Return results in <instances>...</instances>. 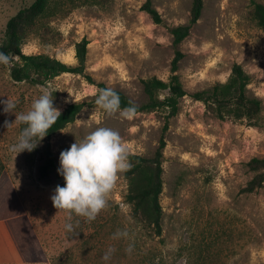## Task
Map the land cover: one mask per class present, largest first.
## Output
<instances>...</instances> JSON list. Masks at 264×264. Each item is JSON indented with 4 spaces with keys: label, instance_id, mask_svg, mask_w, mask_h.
Instances as JSON below:
<instances>
[{
    "label": "rangeland",
    "instance_id": "rangeland-1",
    "mask_svg": "<svg viewBox=\"0 0 264 264\" xmlns=\"http://www.w3.org/2000/svg\"><path fill=\"white\" fill-rule=\"evenodd\" d=\"M33 1L0 0V43L8 19ZM145 1L50 0L27 34L24 53L49 54L73 66L77 43L88 38L86 72L94 82L73 72L41 83L17 81L11 68L19 56L0 63V100L15 101L17 113L28 112L43 92L60 111L74 97L86 102L74 122L50 138L34 139L37 147L19 154L11 146L27 125L14 122L16 114L5 113L0 103V177L7 176L0 189V264H264V185L242 190L254 175L248 162L264 157V27L253 18L251 0H204L201 17L175 46L171 27L189 21L193 0H153L161 23L142 9ZM177 50L183 54L177 73L188 94L166 132L162 234L132 215L124 172L95 220L73 213L68 221L67 211L51 200L56 186L65 184L57 171L61 151L107 127L119 132L130 153L152 156L166 121L165 110L136 112L131 120L108 115L95 105L97 83L120 89L140 104L146 100L142 80H168ZM235 63L250 75V94L262 101L256 124L218 118L191 96L226 81ZM6 120L13 123L7 127ZM48 144L56 166L41 178ZM67 222L74 233L65 229ZM118 231L127 236L114 239ZM109 247L115 251L105 261Z\"/></svg>",
    "mask_w": 264,
    "mask_h": 264
},
{
    "label": "trees",
    "instance_id": "trees-1",
    "mask_svg": "<svg viewBox=\"0 0 264 264\" xmlns=\"http://www.w3.org/2000/svg\"><path fill=\"white\" fill-rule=\"evenodd\" d=\"M251 2L254 7L253 18L259 26L264 27V3L258 0H251ZM49 4L50 0H34L30 5L19 9L17 13L8 19L5 36L0 43V52L8 54L10 58L13 55L20 58L11 68L12 78L17 81L30 79L41 83L63 72H73L85 75L89 81L94 82L92 76L86 72L88 44L90 42L86 37H83L76 45L77 64L74 66L49 54L24 53L23 45L27 34L33 30L38 19L47 11ZM203 7L204 0H193L189 21L171 27L175 46H179L190 34L193 25L201 17ZM142 9L149 13L156 23L163 21L160 12L153 5V0H146ZM182 56V52L177 50V55L172 61L171 75L168 80L157 76L142 80L146 100L140 104L136 103L120 89L109 87L104 82L97 83V94L100 89L106 87L114 89L119 94L121 108L130 106L131 103L136 106V112L156 110H165L167 112L159 145L155 153L152 156L130 153L129 159L133 167L124 172L128 180L126 198L131 205L132 215L159 236L163 231L161 194L164 183L163 158L164 148L167 144L166 132L169 128L170 118L179 112L181 98L188 94L177 73ZM250 81V75L244 67L240 63H235L226 81L216 83L209 88L197 90L191 93V96L196 100L202 101L207 109L218 118L247 121L250 124H256L262 112V101L259 97L250 94L248 88ZM85 105L86 102L84 101L68 104L61 111V116L49 129L45 137L50 138L59 130L74 122ZM42 159L43 162L39 166L40 177L48 178L56 166L55 154L49 144L44 151ZM248 165L254 175L242 190L244 192H253L264 185V157H253L248 162ZM6 179L7 176L5 174L0 177V189ZM26 227L31 237L37 240L32 227L30 225H26ZM44 256L45 253L43 251L39 252V258Z\"/></svg>",
    "mask_w": 264,
    "mask_h": 264
},
{
    "label": "clouds",
    "instance_id": "clouds-1",
    "mask_svg": "<svg viewBox=\"0 0 264 264\" xmlns=\"http://www.w3.org/2000/svg\"><path fill=\"white\" fill-rule=\"evenodd\" d=\"M9 62L10 56L0 52V63L7 65ZM53 100L50 93L43 92L33 100L31 109L26 113L15 112L16 102L9 97L0 100L4 104L5 113L16 114L14 122L27 125L17 138V143L11 146L12 151L18 154L24 150L32 151L38 145L33 143L34 139L41 141L48 134L61 116V111L54 106ZM74 100L77 102V97ZM95 105L108 115L118 113L120 117L128 120L133 119L137 111L136 106L131 103L130 106L121 108L119 94L108 87L99 90ZM12 123L5 121L7 127ZM129 155V149L123 143L119 132L107 127L96 128L83 140H77L69 149L62 150L57 171L64 177L65 184L57 185L54 189L51 196L54 207L67 211L68 221H71L73 213L89 222L95 220L107 206L118 174L133 167ZM65 229L70 233L75 232L71 222L65 224ZM122 236L126 237L127 232L118 231L113 238ZM131 249L132 245H129L127 250L130 252ZM114 251L113 247H109L103 259L108 261Z\"/></svg>",
    "mask_w": 264,
    "mask_h": 264
}]
</instances>
